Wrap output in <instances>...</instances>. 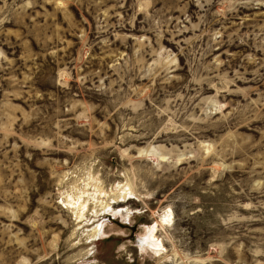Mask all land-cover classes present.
I'll use <instances>...</instances> for the list:
<instances>
[{
  "label": "rangeland",
  "instance_id": "obj_1",
  "mask_svg": "<svg viewBox=\"0 0 264 264\" xmlns=\"http://www.w3.org/2000/svg\"><path fill=\"white\" fill-rule=\"evenodd\" d=\"M0 264H264V0H0Z\"/></svg>",
  "mask_w": 264,
  "mask_h": 264
},
{
  "label": "bare ground",
  "instance_id": "obj_2",
  "mask_svg": "<svg viewBox=\"0 0 264 264\" xmlns=\"http://www.w3.org/2000/svg\"><path fill=\"white\" fill-rule=\"evenodd\" d=\"M173 220L172 214L170 212L165 213L162 217H161V224L167 225V224H171ZM154 232L151 233L150 239L146 240L147 244H151L153 248H159L160 244H158L156 241H154Z\"/></svg>",
  "mask_w": 264,
  "mask_h": 264
}]
</instances>
